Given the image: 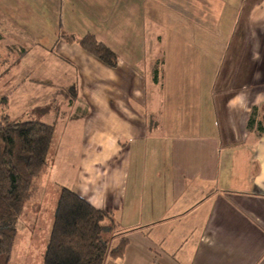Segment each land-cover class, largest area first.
<instances>
[{"label": "crops", "instance_id": "1", "mask_svg": "<svg viewBox=\"0 0 264 264\" xmlns=\"http://www.w3.org/2000/svg\"><path fill=\"white\" fill-rule=\"evenodd\" d=\"M28 26L44 32L35 44L18 39ZM86 34L116 67L61 37ZM209 35L244 51L233 91L213 90ZM0 41L18 63L45 48L39 65L57 59L73 90L54 157L80 166L54 182L127 239L105 264H264V0H0Z\"/></svg>", "mask_w": 264, "mask_h": 264}, {"label": "trees", "instance_id": "2", "mask_svg": "<svg viewBox=\"0 0 264 264\" xmlns=\"http://www.w3.org/2000/svg\"><path fill=\"white\" fill-rule=\"evenodd\" d=\"M61 37L116 67V53L94 35ZM156 76L154 69V80ZM60 107L50 101L34 107L25 119L0 116V264H9L19 215L36 194L37 181L47 166L55 127L42 118L49 111L58 117ZM126 243L110 212L61 187L42 264H105L109 257H122Z\"/></svg>", "mask_w": 264, "mask_h": 264}, {"label": "rangeland", "instance_id": "3", "mask_svg": "<svg viewBox=\"0 0 264 264\" xmlns=\"http://www.w3.org/2000/svg\"><path fill=\"white\" fill-rule=\"evenodd\" d=\"M27 29L24 31L26 32L24 36H18V39L26 44L37 43L44 34V32L42 34L43 30L38 27L31 29L28 26ZM7 30L4 31L7 32ZM231 37L230 35H209L206 36V41L204 40L206 50L202 51V53L206 61H210V65L208 67L205 66V69L207 68L208 73L218 78L217 82L212 84L216 93L221 88L233 91L236 86L234 82V76L236 75L233 72L234 67L231 68L228 65L238 55V64H240L244 51L239 52L240 47L235 48L230 40ZM201 38L204 39L203 36H197L198 41ZM223 38L227 39L226 42ZM8 39L10 40V38ZM19 53L18 49L11 50L6 48V41H0V116L6 114L11 118L23 117L25 119L29 117L28 113L30 110L37 105H42L44 102L53 101L61 106L58 111V117L55 116V113L49 111L42 118V121L53 124L55 127L52 148L48 155L47 166L37 181L40 186L39 191L35 197L24 205L19 215L15 246L9 261V264H42L48 240L46 236L52 224L58 197L59 188L56 187L54 180L62 181L67 177V179L72 178L73 182L78 175L80 166L79 164L68 163L65 157L60 158L57 151L54 157V151L58 149L60 143L61 128L68 119L73 120L76 106L70 105L69 109V106L66 105L73 90L60 87V83L57 81L60 69L59 61L56 59L51 62L53 65L51 68L38 63V60L41 62L42 55H47L50 59L51 57L53 58L49 51L45 48L39 49L37 46H32L29 53L18 63ZM259 54L261 55L262 53L259 52ZM247 55L248 52H245V56ZM225 76H227L226 78L229 81L227 84L222 83ZM240 76L241 74H239L238 81ZM46 80L54 82L50 81L47 83L45 82ZM67 109L69 110L67 111ZM118 233H121L120 228H118Z\"/></svg>", "mask_w": 264, "mask_h": 264}]
</instances>
